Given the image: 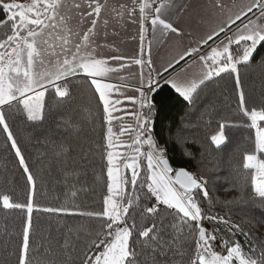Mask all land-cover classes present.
I'll return each instance as SVG.
<instances>
[{"label":"snow or ice","instance_id":"snow-or-ice-1","mask_svg":"<svg viewBox=\"0 0 264 264\" xmlns=\"http://www.w3.org/2000/svg\"><path fill=\"white\" fill-rule=\"evenodd\" d=\"M189 7L188 0H0L4 17L0 19V129L32 189L27 204L10 202L8 194H0L3 208L26 207L31 214L35 193V178L5 109H15L36 124L70 100L75 90L86 87L96 100L106 160L107 194L100 210L44 209L96 219L98 226L86 230L83 246L77 251L66 236L57 249L48 240L34 248L29 216L18 264H33L34 257H42L36 264H264V242L246 250L232 239L241 234L247 242L251 232L230 216L213 214L208 178L183 166L173 167L156 133L163 106L158 97L165 89L193 104L214 76L236 73V117L219 123L211 144L216 149L226 147L230 128L248 130L242 170L250 176L251 191L264 203V100L249 103L238 68L257 56L264 64L260 51L264 0H232L230 7L215 0L216 9L227 8L221 23L158 70L153 46L170 35L183 37L176 17ZM129 25L135 28L132 39H139V52L130 58L109 39L119 35L117 28L126 30ZM186 58L194 64L199 61L198 72L191 73ZM132 65L140 67L139 73L126 75ZM177 66L179 71H169ZM205 221L225 225L231 236L222 237L218 226L209 229ZM81 230L84 226L77 232ZM72 231L68 229L69 234Z\"/></svg>","mask_w":264,"mask_h":264},{"label":"trees","instance_id":"trees-1","mask_svg":"<svg viewBox=\"0 0 264 264\" xmlns=\"http://www.w3.org/2000/svg\"><path fill=\"white\" fill-rule=\"evenodd\" d=\"M3 18L0 12V19ZM260 51L264 54V49ZM259 59L257 56L246 66L238 65L239 78L250 104L264 100V64L259 63ZM158 100L163 106L156 120L157 139L167 148L170 164L205 175L215 202L213 214L230 216L256 238L250 237L245 242L243 235L236 234L232 239L239 240L246 250L250 245L264 242V203L255 197L250 176L242 170L248 130L228 129L227 146L220 149H216L210 139L221 121L236 117V73L214 76L193 104L167 89ZM5 113L35 178V193L31 214L26 207L5 209L0 201V264H18V247L29 216L34 248L48 240L53 249H57L65 237L70 236L78 251L83 246L86 230L96 228L98 221L81 217L78 212H46L44 209L73 206L80 211H93L102 207L107 194V175L96 100L86 87L77 89L70 100L51 110L43 122L36 124L27 122L15 109H5ZM63 121L68 123L65 125ZM31 190L10 142L0 129V194H8L10 202L27 204ZM227 201L233 203L226 207ZM205 224L209 229L218 226L224 238L231 236L223 224L207 221ZM80 226H84V230L77 232ZM69 228L73 229L70 234ZM41 258L34 257L33 264Z\"/></svg>","mask_w":264,"mask_h":264},{"label":"crops","instance_id":"crops-1","mask_svg":"<svg viewBox=\"0 0 264 264\" xmlns=\"http://www.w3.org/2000/svg\"><path fill=\"white\" fill-rule=\"evenodd\" d=\"M188 2L190 3V7L187 12L176 17L177 26L183 29V37L170 35L164 42L153 46L152 57L158 70L162 71L163 67H166L174 57L178 58V55L189 45L195 46L200 36L221 23L227 11V8L223 11L216 9L214 7L215 0H188ZM223 2L230 7L232 0H223ZM117 31L119 35L115 37L110 36L109 39L116 43L120 52L129 58L138 54L139 39L138 37L132 39L135 35V28L129 25L126 30L117 28ZM186 59L187 64L192 66L190 69L191 73L198 72L200 67L199 61L197 60L194 64L192 58ZM183 64L184 62H181V66ZM133 71L138 74L140 67L132 65L125 74L130 75ZM174 71H179V66L171 72L174 74ZM145 73H147L146 69ZM129 83H135V81L130 80ZM125 103L128 109L131 110V104L129 102ZM126 119L130 120V117ZM123 139L126 140L127 137Z\"/></svg>","mask_w":264,"mask_h":264}]
</instances>
